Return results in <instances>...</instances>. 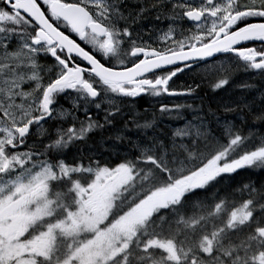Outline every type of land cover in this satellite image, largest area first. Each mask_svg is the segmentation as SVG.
<instances>
[{
    "label": "snow or ice",
    "instance_id": "obj_1",
    "mask_svg": "<svg viewBox=\"0 0 264 264\" xmlns=\"http://www.w3.org/2000/svg\"><path fill=\"white\" fill-rule=\"evenodd\" d=\"M133 2L0 0V264H264V184H244L240 202L197 195L237 170L264 169L255 129L264 107L247 135L230 121L217 134L197 117L167 140L145 132L131 142L135 156L114 165L91 155L85 164L83 149L64 158L115 128L118 101L193 95L171 82L201 64L218 74L213 89L240 70L264 76V0ZM151 12L170 22L154 42L137 30ZM178 22L192 24L179 39ZM217 55L227 59L209 65ZM154 123L131 120L138 132Z\"/></svg>",
    "mask_w": 264,
    "mask_h": 264
},
{
    "label": "flooded vegetation",
    "instance_id": "obj_2",
    "mask_svg": "<svg viewBox=\"0 0 264 264\" xmlns=\"http://www.w3.org/2000/svg\"><path fill=\"white\" fill-rule=\"evenodd\" d=\"M128 7H139V5H136L133 0H128ZM167 7L170 8L171 5H168ZM155 16V12L149 13L147 15V19L141 21V24L137 29L138 31H140L141 35L146 40H149L150 34V42L156 41L157 37L161 34V31H166L170 23L167 19L164 18H161V20H156L154 18ZM176 26L178 29L176 38L179 39L180 30H187L192 27V24L190 22H178ZM246 46L258 47L259 45L248 44ZM226 59L227 58L223 55H217L216 60L209 59L208 64L215 65L218 64L220 61H224ZM40 63L43 65H51L54 63V60L51 57L46 58L41 55ZM205 67L206 66L204 64H201L199 68L194 69L193 72H185L183 74H178L177 77L173 78V81L171 82L172 87L177 90H181L182 88L187 86H192L193 88H196L195 93L191 96H165L161 98H153L147 95H142L141 97L126 99L123 102L118 101L120 103V107L122 110L131 109L132 111L138 112L143 115H154L161 114L159 112L161 103L168 104L170 106L173 104H181L185 105V107L181 108L179 112L173 111L171 113H165L164 116L170 117L174 114H179L181 116L188 117L194 114H199L202 116L203 120L205 122L207 121L209 124L212 123L209 116H214L215 112H218L220 117H227L231 118L232 120L234 119V124L237 121V116H235L237 114H242L246 112L251 116L256 115L259 110L260 94L258 92L244 93V89L241 87V85L245 83L255 85L259 83V81L264 82V76L258 74L255 71L245 72L243 70H240L231 76L229 84L226 85L224 88L213 89L212 85L216 82L218 74L212 72L211 70L205 71ZM233 67H235V65H233ZM197 85H199V87H196ZM252 97H257V99L254 100L253 103L247 104V101ZM66 101L67 100L64 98L60 99V103L68 105L69 103L68 101ZM246 104L249 105L250 108L243 107V105ZM188 105H191V107H187ZM201 105L203 106V108L199 109ZM68 107H70V104L68 105ZM226 108H232L236 110L225 111ZM146 109L147 111H145ZM213 111L214 113H212ZM93 113L95 114L94 109ZM78 115H82V112L78 113ZM169 122L170 120L167 118L162 122V124L166 125ZM57 126L58 125H54L52 126V128H55ZM171 136L172 133L167 132L164 137V140H167ZM91 155L93 156V153Z\"/></svg>",
    "mask_w": 264,
    "mask_h": 264
},
{
    "label": "trees",
    "instance_id": "obj_3",
    "mask_svg": "<svg viewBox=\"0 0 264 264\" xmlns=\"http://www.w3.org/2000/svg\"><path fill=\"white\" fill-rule=\"evenodd\" d=\"M258 92L260 94V90H264V84L258 86ZM207 102V101H206ZM261 107H264V104L260 101ZM244 114V113H243ZM147 120L150 117H145L144 119ZM80 119H84V116H81ZM133 119V118H132ZM128 119L126 120L128 123V128L131 129V131L136 130L134 126L131 124V120ZM138 122L141 123L140 117H136ZM156 118H154L155 120ZM250 122L254 121V117L251 116L249 118ZM248 121V123H249ZM156 123V122H155ZM154 123V126H155ZM122 126H115V128H112V130H109L106 128L105 130L101 131H96L93 134H91L88 138V142L84 144H77L70 148L67 151V159L69 162L73 161L74 158L70 157V154L72 153L73 156L78 157L80 152V149H83V155L85 157L84 161L88 162L87 157L91 155L92 147L97 149V154L96 158L99 159L101 162H108L112 165L115 163L120 162L121 159L124 158H132L135 156V149L133 147L134 142L133 139L129 138V136H124V132L122 133L125 139L118 141L115 139V132L117 129H122ZM245 126L242 125L241 130L243 133H245L246 129L244 128ZM238 128V127H237ZM155 128L153 127L151 130L153 131ZM256 129V128H255ZM150 131V129H147ZM258 131L264 132V125H259L257 127ZM98 135V136H96ZM142 130L138 132L139 138L143 136ZM163 136V135H162ZM114 144V150L111 148L113 151L110 150L111 145ZM88 149L89 151H86ZM254 184L257 187H259L261 184H264V169H241L237 170L236 173L225 175L223 179H219L217 183L212 185L207 192H198L197 195L200 197H205V196H211L213 193L219 192L220 197L228 196L229 199H235L237 197H240L242 199H247L248 196L245 194L244 196H241L240 193L237 191L240 189L244 184ZM191 199V198H190ZM208 203H212L211 200H209Z\"/></svg>",
    "mask_w": 264,
    "mask_h": 264
},
{
    "label": "rangeland",
    "instance_id": "obj_4",
    "mask_svg": "<svg viewBox=\"0 0 264 264\" xmlns=\"http://www.w3.org/2000/svg\"><path fill=\"white\" fill-rule=\"evenodd\" d=\"M257 99V97H252V98H250L248 101H247V104L248 103H253L254 102V100H256ZM259 100H261V97H259ZM261 102L264 104V100H261ZM55 124H57L55 121H50L48 124H47V126H49V127H51L52 125H55ZM185 126V125H184ZM184 126H182V127H179V128H183ZM45 127V126H44ZM122 127H124V125H122ZM121 127V128H122ZM176 130V129H175ZM174 130V131H175ZM125 134V133H124ZM33 141H31L30 143H32ZM111 148H113V150H114V144H112L111 145V147H110V150L111 151H113Z\"/></svg>",
    "mask_w": 264,
    "mask_h": 264
},
{
    "label": "bare ground",
    "instance_id": "obj_5",
    "mask_svg": "<svg viewBox=\"0 0 264 264\" xmlns=\"http://www.w3.org/2000/svg\"><path fill=\"white\" fill-rule=\"evenodd\" d=\"M153 16V15H152ZM228 92V91H227ZM254 94V93H253ZM242 95V94H241ZM234 120V119H233Z\"/></svg>",
    "mask_w": 264,
    "mask_h": 264
}]
</instances>
